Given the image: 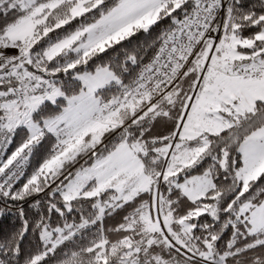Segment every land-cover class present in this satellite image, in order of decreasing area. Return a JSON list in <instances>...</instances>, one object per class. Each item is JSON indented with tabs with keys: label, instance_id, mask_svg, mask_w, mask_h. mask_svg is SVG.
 <instances>
[{
	"label": "snow or ice",
	"instance_id": "obj_1",
	"mask_svg": "<svg viewBox=\"0 0 264 264\" xmlns=\"http://www.w3.org/2000/svg\"><path fill=\"white\" fill-rule=\"evenodd\" d=\"M0 264H264V0H0Z\"/></svg>",
	"mask_w": 264,
	"mask_h": 264
}]
</instances>
